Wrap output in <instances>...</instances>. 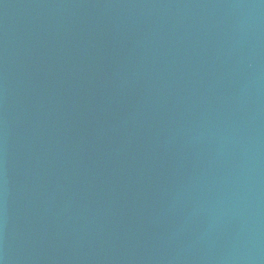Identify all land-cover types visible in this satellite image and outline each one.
<instances>
[{"label": "water", "instance_id": "water-1", "mask_svg": "<svg viewBox=\"0 0 264 264\" xmlns=\"http://www.w3.org/2000/svg\"><path fill=\"white\" fill-rule=\"evenodd\" d=\"M0 264H264V0H0Z\"/></svg>", "mask_w": 264, "mask_h": 264}]
</instances>
